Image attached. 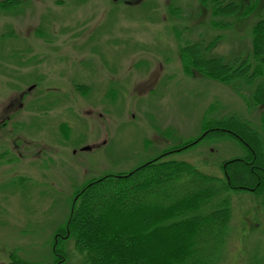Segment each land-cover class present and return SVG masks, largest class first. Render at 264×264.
I'll use <instances>...</instances> for the list:
<instances>
[{
	"label": "rangeland",
	"instance_id": "374dc122",
	"mask_svg": "<svg viewBox=\"0 0 264 264\" xmlns=\"http://www.w3.org/2000/svg\"><path fill=\"white\" fill-rule=\"evenodd\" d=\"M224 1L240 6L228 29L212 25L211 0H29L16 14L0 11V264H56V235L94 179L168 152L225 177L222 166L243 153L238 141L174 149L204 136L208 117L261 124L255 86L182 63L185 45L216 36L209 57H252L264 0ZM229 227L216 264H264L263 203L232 194ZM66 252L64 264H83L73 241Z\"/></svg>",
	"mask_w": 264,
	"mask_h": 264
},
{
	"label": "trees",
	"instance_id": "16d2710c",
	"mask_svg": "<svg viewBox=\"0 0 264 264\" xmlns=\"http://www.w3.org/2000/svg\"><path fill=\"white\" fill-rule=\"evenodd\" d=\"M211 1L212 25L231 27L225 19L236 16L239 4ZM252 33V57L233 62L208 56L221 40L219 36L207 46L204 42L185 45L181 49L185 70L228 85L255 86L252 101L255 106L264 105V20L253 26ZM261 122L264 125V116ZM202 125L207 132L204 139L174 149L184 152L205 140L239 142L241 138L251 143L258 156L262 154L256 129L240 117H208ZM166 157L151 159L128 173L94 179L78 191L67 224L57 233L58 243L54 242L55 263L61 259L56 254L64 259L62 264L67 261L66 245L73 241L83 264H216L232 220V194L239 193L244 181L254 185L258 181L238 160L223 163L222 170L228 166V177L224 173L220 178L189 162ZM257 164L263 165L260 157ZM258 193L264 199V190Z\"/></svg>",
	"mask_w": 264,
	"mask_h": 264
},
{
	"label": "flooded vegetation",
	"instance_id": "af4514ba",
	"mask_svg": "<svg viewBox=\"0 0 264 264\" xmlns=\"http://www.w3.org/2000/svg\"><path fill=\"white\" fill-rule=\"evenodd\" d=\"M29 0H1L0 1V6H5L7 5L6 10L5 9H0L1 12L5 13L6 15H13L16 14V12L18 11H23L24 10V6L25 4H28ZM18 39V38H17ZM37 87L36 84L31 85L27 91L31 92L33 89H35ZM24 98V94L21 95V99ZM20 106H22V103H20ZM10 109L13 108V106H8ZM8 110V108H7ZM264 115H262L263 117ZM261 117V118H262ZM254 127V125H252ZM254 129H256L254 127ZM258 136H259V140H260V150H262V154L260 153V156L257 155L254 147L251 145L250 142L245 141L243 139L240 138L239 140V144L242 147L243 153L240 154V157L235 158L233 160H230L229 163L233 162V161H241V165L246 168V169H251V173L253 174V176H255L256 180L258 181L257 184H251L248 181H244V185L240 186L239 188V192H243V193H248L250 195H252L254 197V199L259 200L260 202L263 203L264 205V199L263 197H258L261 194H259L258 192L261 190H264V186L260 187V184L262 182V176H264V125L261 124L259 125V129H256ZM256 144V142H254ZM260 157V160L262 162V166L258 165V158ZM17 160V159H16ZM228 164V162L226 163ZM225 170L224 173L226 175V177H228V166L225 165ZM254 169H261L262 173L260 175H257L256 170ZM21 179V178H20ZM60 235L57 234L56 235V239H58ZM65 238V237H63ZM58 241V240H57ZM58 243V242H57ZM53 252H56V248H53ZM56 256L58 258H61L60 261L56 264H62L64 262V259H62L61 255H57ZM11 264H15V263H11Z\"/></svg>",
	"mask_w": 264,
	"mask_h": 264
},
{
	"label": "water",
	"instance_id": "95a60500",
	"mask_svg": "<svg viewBox=\"0 0 264 264\" xmlns=\"http://www.w3.org/2000/svg\"><path fill=\"white\" fill-rule=\"evenodd\" d=\"M204 136H206V134ZM85 150H90V148L87 147V148H85Z\"/></svg>",
	"mask_w": 264,
	"mask_h": 264
}]
</instances>
